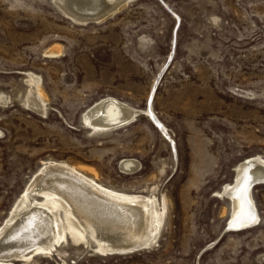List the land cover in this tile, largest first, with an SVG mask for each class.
I'll return each mask as SVG.
<instances>
[{"label": "rangeland", "instance_id": "1", "mask_svg": "<svg viewBox=\"0 0 264 264\" xmlns=\"http://www.w3.org/2000/svg\"><path fill=\"white\" fill-rule=\"evenodd\" d=\"M30 73L45 113L27 103ZM153 83L159 124L142 112ZM107 95L139 111L89 130L83 112ZM256 154L264 157V0H129L86 23L55 0H0V224L52 160L167 200L150 248L102 254L66 233L49 255L10 264H264V182L251 189L259 219L242 229L230 228L220 192ZM123 158L136 170L120 169Z\"/></svg>", "mask_w": 264, "mask_h": 264}, {"label": "bare ground", "instance_id": "2", "mask_svg": "<svg viewBox=\"0 0 264 264\" xmlns=\"http://www.w3.org/2000/svg\"><path fill=\"white\" fill-rule=\"evenodd\" d=\"M128 1L55 0L67 16L81 23L103 21ZM29 76L33 85L27 103L36 112L45 113L39 99L42 89L38 82L34 83L33 74ZM153 86L154 83L142 112L158 122L149 107ZM138 111L107 95L87 106L82 119L89 130L105 131L133 121ZM119 164L123 171L133 172L137 161L123 158ZM233 175V180L222 187L230 197L227 222L230 228L242 229L259 219L250 184L264 177V157L256 154L242 159L235 164ZM160 200L152 193H127L106 186L86 174L82 167L65 161L44 162L0 224V264H10L20 258L27 263L38 254L49 255L66 238V233L73 242L82 241L85 247L92 245L102 254H125L118 251L138 246H141L139 250L150 248L157 241L166 209L167 200L164 196Z\"/></svg>", "mask_w": 264, "mask_h": 264}, {"label": "water", "instance_id": "3", "mask_svg": "<svg viewBox=\"0 0 264 264\" xmlns=\"http://www.w3.org/2000/svg\"><path fill=\"white\" fill-rule=\"evenodd\" d=\"M150 103V102H149ZM264 182V177L263 178H261V177H259L258 179H255V180H253L252 182H251V184H250V190L252 189V187L254 186V185H256V184H258V183H263ZM221 195H223V196H225V197H228L229 199H230V197H229V195L227 194V193H225V192H223V191H221ZM247 227V226H246ZM141 248V246H138V247H135V248H131V249H126L124 252L123 251H118L119 253H127V252H130V251H133V250H139Z\"/></svg>", "mask_w": 264, "mask_h": 264}]
</instances>
